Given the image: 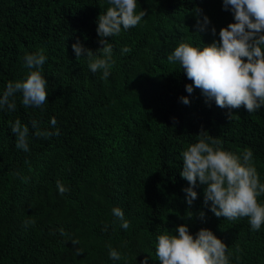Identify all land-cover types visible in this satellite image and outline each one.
I'll use <instances>...</instances> for the list:
<instances>
[{
  "label": "trees",
  "instance_id": "obj_1",
  "mask_svg": "<svg viewBox=\"0 0 264 264\" xmlns=\"http://www.w3.org/2000/svg\"><path fill=\"white\" fill-rule=\"evenodd\" d=\"M108 7L107 0H0V91L22 80L23 57L41 50L49 84L43 111L24 108L17 94V110L0 112V264H142L146 257L159 264L156 235L175 234L184 224L193 235L213 231L228 246L230 264H264V226L252 231L248 218L215 217L204 205L205 186L195 189L189 206L183 191L189 184L180 176L182 152L207 132L225 150H251L264 183V109L229 110L206 102L199 89L187 93L193 82L167 59L182 42L218 41L219 31L234 23L231 12L222 0H138L137 12L146 16L109 38L115 64L105 79L77 59L72 45L97 52L96 21ZM203 16L211 24L198 33ZM124 47L129 51L121 54ZM53 117L59 136L32 135V120L55 131ZM16 119L30 129L27 153L11 133ZM58 180L69 189L64 195ZM114 207L124 211L128 230L112 215ZM110 248L120 262L109 258Z\"/></svg>",
  "mask_w": 264,
  "mask_h": 264
},
{
  "label": "clouds",
  "instance_id": "obj_2",
  "mask_svg": "<svg viewBox=\"0 0 264 264\" xmlns=\"http://www.w3.org/2000/svg\"><path fill=\"white\" fill-rule=\"evenodd\" d=\"M138 0H107L110 7L101 14L97 21L98 43L101 47L96 53L85 48L79 41L72 45L77 59L85 58L90 72L101 73L107 79L115 64L113 46L109 38L119 36L122 31L141 24L146 12H137ZM222 8L231 12L234 23L219 31V40L200 47L190 43H180L168 55L169 63H178L186 77L193 83L186 85L187 93L199 89L207 101H214L220 108L229 110L242 106L249 113L264 109V0H222ZM197 15L200 16L199 10ZM211 24L207 16L197 20V32L204 33ZM215 36L216 29L211 28ZM121 54L129 49L122 48ZM47 56L41 50L26 54L23 67L28 70L22 80L8 81L0 91V112L9 113L17 110V94L24 108L44 110L48 104V80L43 74ZM181 102L190 104L187 97ZM35 132L32 135L49 139L59 136L57 121L53 117L50 126L55 131L40 130L38 121H31ZM15 136L16 148L27 153L30 151V129L20 119L9 124ZM197 142L190 144L182 152V170L180 176L188 182L183 189L186 203L192 206L198 198L195 190L204 187V205L215 217L235 221L248 218L252 231H260L264 226V202L258 198L264 196V183L254 166L251 150L242 154L225 150L218 138L207 132H201ZM60 195L69 191L61 181L56 182ZM112 215L120 221V227L128 230L129 221L119 207L112 209ZM204 213L200 214L204 219ZM188 219L191 215H188ZM30 222L26 221L25 226ZM34 223V222H33ZM61 236L68 234L59 229ZM77 245L78 241H71ZM82 252L77 249V255ZM155 256L159 264H230L231 253L228 246L213 231L201 229L194 235L187 224L178 226L175 234L168 230L156 235ZM109 258L120 262L123 257L115 249H109ZM142 264H149L146 257Z\"/></svg>",
  "mask_w": 264,
  "mask_h": 264
}]
</instances>
